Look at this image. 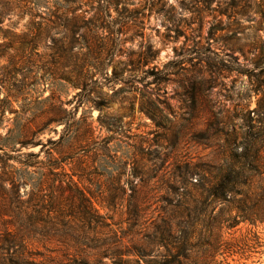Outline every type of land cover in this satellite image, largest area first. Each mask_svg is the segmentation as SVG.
Returning <instances> with one entry per match:
<instances>
[{
  "label": "rangeland",
  "instance_id": "374dc122",
  "mask_svg": "<svg viewBox=\"0 0 264 264\" xmlns=\"http://www.w3.org/2000/svg\"><path fill=\"white\" fill-rule=\"evenodd\" d=\"M0 264H264V0H0Z\"/></svg>",
  "mask_w": 264,
  "mask_h": 264
},
{
  "label": "trees",
  "instance_id": "16d2710c",
  "mask_svg": "<svg viewBox=\"0 0 264 264\" xmlns=\"http://www.w3.org/2000/svg\"><path fill=\"white\" fill-rule=\"evenodd\" d=\"M78 21H79L78 16H75L74 14H72L69 19H67L65 17L61 26L64 29H66L70 24H71V26L77 25ZM143 59H145V58L143 57ZM114 76H122V71L121 70L115 71ZM256 139L257 138H254V141ZM49 143H51V142H49ZM42 147H44V146L42 145ZM26 156L33 158V159L38 157L35 154H28ZM34 164H37V162L33 163V164L27 163V164H25V166L28 167V166L34 165ZM45 167H48V173L49 174H54L53 171L57 170L59 168V163L56 161H52L51 159H48V162H47ZM216 170H217L216 176H218L222 180V184L226 183L225 185H227V186L237 184L238 181L240 180L241 176H242V173L239 172L234 165H231V164L229 165V163L226 164L224 167L223 166L217 167ZM197 175H199V174L196 173L195 170L189 168V169H185L183 171H178L177 177L180 179H188V178H191L192 176H197ZM68 185H72V186L74 185L75 186V184L71 180L69 181ZM227 188L228 187L221 185L219 187V191H222L224 194H226L228 192ZM212 196H214V195H212ZM78 199H79V202H80V205L82 208V216L88 223L97 224L100 219L101 220L103 219L101 216H99L97 214L96 210L92 206L90 199H88L84 194L80 193ZM47 204L49 206V213H52V212L57 213L58 212V210H55V208H56L55 205L57 204L55 198L50 197L47 201ZM201 214L202 213H198V214H194V215L188 214L187 218H190L193 216V219H197L198 217L201 216ZM251 216L250 215L247 216V215L242 214V210L240 209L238 212V215L231 219V221L228 225V228H233L239 222H242V221H246V220L256 221V218H254L253 215H251ZM164 230L168 234H170L172 231V225L170 223V220H168V219L165 221ZM183 236H184V237H182L183 240L184 241L186 240V243L189 242L190 237H187L185 235H183ZM185 247H187V246H185ZM184 251H186V250L184 248H182L181 252H184Z\"/></svg>",
  "mask_w": 264,
  "mask_h": 264
}]
</instances>
